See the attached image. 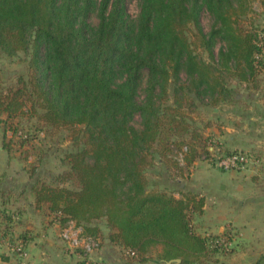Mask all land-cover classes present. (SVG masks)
Returning a JSON list of instances; mask_svg holds the SVG:
<instances>
[{"label":"trees","instance_id":"16d2710c","mask_svg":"<svg viewBox=\"0 0 264 264\" xmlns=\"http://www.w3.org/2000/svg\"><path fill=\"white\" fill-rule=\"evenodd\" d=\"M245 2L139 0L133 18L127 0H0L1 54H24L28 64L15 87L0 83V116L9 122L29 115L45 127L75 132L76 150L66 155L60 184H32L36 209L60 229L75 222L101 249L105 241L95 224L103 220L119 252H134L124 256L129 263L146 262L155 247H161L160 264L216 263L228 232H197L194 219L203 215L205 197L151 190L146 172L155 154L173 146L188 149L184 160L207 147L193 145L201 135L182 109L186 100L210 98L216 106L234 92L228 78L258 84L264 31L244 26ZM204 11L215 20L209 34L201 25ZM191 34L214 61L199 56ZM216 38L225 43L217 58ZM10 130L12 137L20 132ZM20 140L24 146L31 137ZM236 153L245 152L228 155ZM12 216L0 208L6 227Z\"/></svg>","mask_w":264,"mask_h":264},{"label":"rangeland","instance_id":"374dc122","mask_svg":"<svg viewBox=\"0 0 264 264\" xmlns=\"http://www.w3.org/2000/svg\"><path fill=\"white\" fill-rule=\"evenodd\" d=\"M233 1L235 5H237L240 0ZM242 1L243 0H241V2ZM245 3L250 10L246 15H241L244 26L247 27V29L264 31V0H246ZM127 11L131 17H136L140 11L139 0H127ZM201 25L206 34H209L214 27L215 20L208 11L202 12ZM191 31L195 33L196 30L192 27ZM191 36L192 41L197 45V53L199 56L207 62L214 61L209 51L203 46L201 38H196L192 34ZM224 44L225 43L220 38L215 39L214 53L216 58L220 48L224 46ZM262 56L264 60V51ZM26 59L24 54L8 57L1 54L0 51V83L3 88L15 87L14 85H16L19 76L27 73L28 64ZM227 81L229 89L234 92L231 96L222 99L218 105L215 106L211 104L212 99L208 98L204 99V101L194 100V102L192 100H186L182 108L184 109L183 111L187 113L190 124L196 129L198 134L201 135L200 141L198 139H193V145L202 146L206 144L207 147L204 148L205 150H202V147H200L196 153V157L190 153L187 156V160H184V155L182 157V151H180L179 146H173L170 151L163 152V154H155L152 165L148 167L146 172L150 181L151 190L172 192L176 194L177 197H182L189 192L205 197V205L208 204V209L204 210L202 216L196 215L194 224L197 232L206 237L214 235L208 233L210 227L208 225L212 221L217 220L219 215L223 214V212L216 209L217 206L214 205V201L211 199L212 196H216L215 192H219L218 184L216 185V191L212 192L209 188V179L214 176L218 180L219 174L224 172L218 166L219 158L231 152H235L226 147L224 141L228 139V136L226 139L221 138L223 131H225L221 127L225 126L227 121H230L232 127L235 126L234 119L237 109L236 97L237 95H241L242 92H245V87H242L241 83L231 78H228ZM249 85H251V87L253 86V84ZM249 87L250 86H248V89ZM171 101H173V99ZM139 121L140 119L136 118L134 125L139 127ZM12 127H17L20 131L17 136L12 137L13 132L10 130ZM21 135L24 138L27 136L31 137V140L24 146L22 145V140H20ZM186 139L190 141L188 136H186ZM0 140H3V145L5 146L12 143L9 150L6 148L5 150L17 163V167L14 169L17 173H20L18 182L20 187L32 185L37 180L45 181L54 186L59 185L61 181L58 177L66 170V155L76 150L74 145L75 132L73 129L68 127H60L58 129L45 127L43 122L29 115L18 116L9 122H6L5 115L0 116ZM160 149L162 150V147H158L157 151ZM242 152L249 153L253 156L255 155L253 152ZM26 158H29L30 162L26 161ZM191 158L193 160L190 163L188 160ZM258 166H260V164L252 166L249 170L242 171L241 173L249 172V174H251L256 171ZM16 209L18 210L19 208ZM17 210H13L14 214H18L16 213ZM11 211L12 210L9 209L7 210L8 215L13 213ZM45 216V213L40 212L39 218L41 220L45 218ZM14 219L18 220L17 215ZM26 221H28V218L24 223H26ZM26 225L27 224H25V226ZM219 225L220 224L216 226L217 230ZM95 226L99 229L98 235H100L104 241L110 242L109 236L111 230L107 227L105 222L103 220L97 221ZM226 231L228 235L220 238L221 245H223L224 249H221V251L216 254L215 259L217 262L214 264H235V261L239 263L236 253L238 244L235 241V229L233 227H227ZM52 234L55 236L56 232L54 231ZM215 235L222 236L223 233ZM55 237L57 238L58 236ZM25 240L27 239L21 237L14 243L12 248L14 249L16 243L20 241L24 242ZM64 244L66 250L72 253L68 245H66L65 242ZM63 249L65 250V247H63ZM110 249L111 253H107V255L112 257L114 254V258L111 259L108 257V264H160L157 259L161 252L160 247H155L151 250L146 262L133 261L131 263L127 262L128 260L124 258L119 250L115 248L112 249L111 246ZM13 252L21 259L17 252L14 250ZM74 255L78 258L76 254Z\"/></svg>","mask_w":264,"mask_h":264},{"label":"crops","instance_id":"0c3cea01","mask_svg":"<svg viewBox=\"0 0 264 264\" xmlns=\"http://www.w3.org/2000/svg\"><path fill=\"white\" fill-rule=\"evenodd\" d=\"M241 84L245 92L236 97L235 126L227 121L221 127L225 130L221 138L228 136L224 143L232 151L255 153L260 159V166L251 174L224 171L219 174L218 180L214 176L209 179L212 192L216 191L218 184L217 198L212 196L211 199L223 214L206 230L215 235L233 227L239 260L235 264H255L264 257V72L256 86ZM16 167L15 159L8 155L3 140H0V208L13 213L19 208L16 214L18 220L12 216L8 227L4 218H0V264H84L79 257L66 250L59 225L53 223L51 217L39 218L32 185H18L20 173L15 171ZM207 209L208 204L205 205ZM54 231L57 238L52 234ZM21 237L27 239L25 244L29 255L25 261L19 259L12 248ZM110 246L118 250L117 246L105 240L99 252L103 260L109 261L107 253H111ZM110 258H114V254Z\"/></svg>","mask_w":264,"mask_h":264},{"label":"built area","instance_id":"2783aa9c","mask_svg":"<svg viewBox=\"0 0 264 264\" xmlns=\"http://www.w3.org/2000/svg\"><path fill=\"white\" fill-rule=\"evenodd\" d=\"M187 151L186 147L182 150V157ZM258 164L259 161L247 153L225 155L221 156L218 160L219 168L226 172H242ZM60 236L66 245H68L69 250L86 264H108L99 256L101 241L96 237L87 235L83 228L77 226L75 222H68L61 229ZM13 250L18 253L22 261L28 258V250L23 242L16 243ZM133 255H135L134 252L124 251L125 257Z\"/></svg>","mask_w":264,"mask_h":264}]
</instances>
